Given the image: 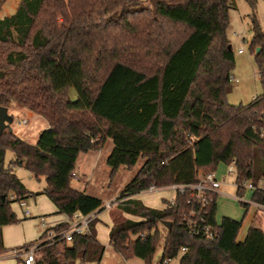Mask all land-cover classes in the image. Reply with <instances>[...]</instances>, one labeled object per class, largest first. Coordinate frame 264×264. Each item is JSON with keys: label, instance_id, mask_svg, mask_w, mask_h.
I'll list each match as a JSON object with an SVG mask.
<instances>
[{"label": "trees", "instance_id": "obj_1", "mask_svg": "<svg viewBox=\"0 0 264 264\" xmlns=\"http://www.w3.org/2000/svg\"><path fill=\"white\" fill-rule=\"evenodd\" d=\"M144 1L20 0L12 15L0 17V106L15 103L47 123L34 144L0 133V254L2 227L19 222L11 205L34 195L14 169L44 180L42 194L57 213L100 212L102 202L70 181L79 154L100 150L109 138L111 173L143 160L116 200L122 215L137 220H113L108 240L114 252L144 264L158 247L160 263L179 257V264H264L259 220L239 242L241 221H215L216 194L205 208L216 232L212 240L191 235L185 225L197 207L188 191L162 210L134 198L150 186H192L198 171L233 163L237 197L251 182V201L264 206L258 187L264 185V31L251 15L262 93L247 105H231L234 54L226 29L232 0ZM6 151L13 155L8 164ZM103 254L93 224L70 242L57 236L43 243L35 264H101Z\"/></svg>", "mask_w": 264, "mask_h": 264}, {"label": "rangeland", "instance_id": "obj_2", "mask_svg": "<svg viewBox=\"0 0 264 264\" xmlns=\"http://www.w3.org/2000/svg\"><path fill=\"white\" fill-rule=\"evenodd\" d=\"M139 1L143 2V5H146L144 0ZM251 15L255 16L259 27L264 31V0H232V8L228 13L229 23L226 29V36L234 54V67L230 74V90L226 95V99L231 105H247L252 99L262 93L259 71L254 54L250 48L252 37ZM1 48L4 49L5 47L2 46ZM239 49H242V54L237 53ZM69 96L72 99L76 98V93L73 89L69 91ZM5 120L6 127L4 130L13 132L29 144H34L40 133L47 126L42 117L15 103H11L7 107ZM23 120L26 121V125L21 123ZM113 146L112 140L107 138L99 153L95 151L81 153L77 159V166L81 167L80 174H78L80 178L71 179L70 184L73 189L96 197L103 204L109 203L110 205L109 208H104L100 212L98 221L96 222L98 229L97 238L104 246L101 264H144V261L139 258H123L108 245L109 230L114 219H135L134 217L122 215L116 206V200L125 191L143 163V160L140 159L131 169L121 166L111 173V169L106 165L105 160L112 151ZM12 157V153L6 151V164H8V161ZM229 167L227 164L220 163L215 170V176L220 182V188L217 190L218 197H216V216L218 220L222 213H230L236 209H243V206L238 203L242 199H238L236 195L235 174L228 172ZM14 173L27 187L33 189L32 191L45 185L43 179L39 182L27 177L28 173L24 169L19 170V168H15ZM135 197L148 207L160 209L175 197V192L169 189H159L152 193L142 192ZM245 197L246 195L244 199ZM10 199L13 200V197H10ZM27 204L26 209L30 210V206L29 204L27 206ZM12 209L17 213L22 212V214L24 211V208H20L17 203L12 204ZM43 218L49 224L47 221L48 217L44 216ZM244 230L245 228L241 231L242 234ZM160 257L161 248L158 247L151 262H158ZM165 264H179V257L168 260Z\"/></svg>", "mask_w": 264, "mask_h": 264}, {"label": "built area", "instance_id": "obj_3", "mask_svg": "<svg viewBox=\"0 0 264 264\" xmlns=\"http://www.w3.org/2000/svg\"><path fill=\"white\" fill-rule=\"evenodd\" d=\"M239 54L242 53V49L237 51ZM26 125V121L21 122ZM229 173L235 174V169L233 163L229 165ZM77 175L72 172L71 179H77ZM198 182L192 186L186 185H172L162 189H169L176 194L183 195L187 191L190 193V203H194L197 207H193L189 210L184 218L185 225L189 230L190 234L195 237H201L205 240H212L216 236V232L211 225L207 223V211L205 208L211 203V195L217 194V190L220 187V182L215 176V172L198 171L197 172ZM258 187L264 190V185H258ZM244 189L254 190L255 187L251 182H246L243 184ZM159 190L155 186H150L144 192L152 193ZM240 199V198H238ZM243 202L242 200H239ZM171 201L170 203H172ZM20 208H24L23 216L31 217V212L26 209V202L24 200H18L15 202ZM109 203H105L102 208H109ZM98 210L92 212L88 215L74 214L73 216L64 215V220L57 224H47L43 217L39 218L40 227L43 230V235L40 239L35 242L26 244L16 250L11 252V255L20 260L22 264H35L36 257L38 255L40 246L43 243L51 242L55 237H60L61 240L70 242L74 235L89 234L91 225L95 223L98 215ZM59 224H65L66 228L55 232L54 228ZM167 261L153 262L151 264H165Z\"/></svg>", "mask_w": 264, "mask_h": 264}, {"label": "crops", "instance_id": "obj_4", "mask_svg": "<svg viewBox=\"0 0 264 264\" xmlns=\"http://www.w3.org/2000/svg\"><path fill=\"white\" fill-rule=\"evenodd\" d=\"M19 2H20V0H5L1 6V9H0V17L12 15L15 12ZM242 53H240V54H242ZM90 151H95V152L99 153L100 150H90ZM97 155H99V154H97ZM19 170H23V168H19ZM80 171H81V167L79 165L77 166V160H76L74 173L77 175V177H78L77 179L80 178V176H78V174H80ZM27 177H29L30 179H34L35 181H39V180H36L33 177V175H31L30 173H28ZM21 182H22L23 186L27 189L28 192L34 194V195H29V197L24 199V201L26 203H28L30 206L31 217H28V218L24 217L22 212L17 213L16 211H14L12 209V205H11V209L15 213L19 222L17 224H14V225L4 226L1 229L4 252L0 254V264H22V262L20 260L14 258L11 255V252L13 250H16V249L26 245V244L35 242L36 240H38L42 237L43 230L40 227L38 218L44 217V216L48 217L47 221L49 224H57V223H60L64 220V214L57 213V208L51 203V201L45 195L42 194V191H43L45 185H43L42 187L32 191L33 189H30L29 187H27V185H25V183L23 181H21ZM259 185H261V183H259ZM70 187L73 188L71 184H70ZM216 195H217L216 197H218V192ZM245 195L247 198L245 197V199H244ZM251 196H252V190L244 189V193L240 198L242 199L243 203L247 205L246 208L243 207L242 210L236 209L235 211L230 212V213H222V215H220L219 220L216 216V212H217V205H216L215 221L217 223H220L221 219L224 217H228L231 219L241 221V227H240L239 233L237 235V240L239 242H242L245 239L248 228L251 226L254 219L259 220L261 229L264 233V206L253 203L251 201ZM134 198L139 200L137 197H134ZM174 198L175 197H173V199H171L169 202L173 201ZM237 198H239V197H237ZM238 203L241 205L240 201H238ZM28 204H27V206H28ZM103 205L104 204L102 203V206ZM143 205H145V204L143 203ZM145 206L148 207L147 205H145ZM149 208H151V207H149ZM164 208H165V206L163 208L158 209V210H162ZM153 209H155V208H153ZM103 210L104 209H102L101 211H103ZM100 212L98 213L97 218H96L95 223H94L95 237L97 240H98V238H97L98 229L96 227V222L98 221V217H99ZM125 216H129V215H125ZM129 217H132V216H129ZM131 220H137V218L131 219ZM244 228H245V230H244V233L242 234L241 231ZM108 245H109V240H108Z\"/></svg>", "mask_w": 264, "mask_h": 264}, {"label": "water", "instance_id": "obj_5", "mask_svg": "<svg viewBox=\"0 0 264 264\" xmlns=\"http://www.w3.org/2000/svg\"><path fill=\"white\" fill-rule=\"evenodd\" d=\"M259 49L257 48L256 49V52H258ZM6 111H7V108L6 107H3V106H0V133L5 129L6 127ZM170 224H167V226H169Z\"/></svg>", "mask_w": 264, "mask_h": 264}]
</instances>
